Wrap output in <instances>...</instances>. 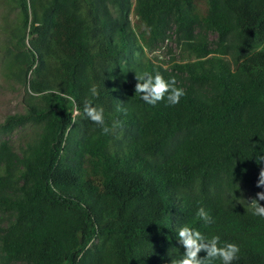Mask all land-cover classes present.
Instances as JSON below:
<instances>
[{
	"label": "trees",
	"instance_id": "16d2710c",
	"mask_svg": "<svg viewBox=\"0 0 264 264\" xmlns=\"http://www.w3.org/2000/svg\"><path fill=\"white\" fill-rule=\"evenodd\" d=\"M6 2L18 15L3 71L28 96L0 131L33 132L18 151L0 140V264H171L185 224L238 244L234 264H264V218L240 199L264 191V0ZM171 32L195 60L150 56ZM143 71L175 77L180 103L143 102ZM63 94L81 107L75 122ZM86 99L107 134L83 116Z\"/></svg>",
	"mask_w": 264,
	"mask_h": 264
},
{
	"label": "clouds",
	"instance_id": "9594fccd",
	"mask_svg": "<svg viewBox=\"0 0 264 264\" xmlns=\"http://www.w3.org/2000/svg\"><path fill=\"white\" fill-rule=\"evenodd\" d=\"M137 84L135 93L140 94V99L148 105L155 106L158 102L164 101L167 106H175L180 103L181 97L185 95L183 88L177 86L175 77L165 78L161 73L154 75L147 72L136 73ZM91 97L100 95L97 85L89 88ZM64 99L72 104L71 117L73 122L81 115V107L75 98L63 94ZM83 116L101 127L103 133L107 134L110 129L105 123V112L103 107L94 105L92 100L86 99L83 102ZM258 161L264 160V155H257ZM258 186H264V170L260 172ZM264 191L258 192L256 198L249 203L252 214L264 218ZM196 216L204 225L214 223L211 214L204 208L199 207ZM176 239L183 248V253L171 261V264H234L239 258L240 246L236 243L222 241L219 235H206L198 228L187 224L178 228ZM205 255L201 256L200 253Z\"/></svg>",
	"mask_w": 264,
	"mask_h": 264
},
{
	"label": "rangeland",
	"instance_id": "374dc122",
	"mask_svg": "<svg viewBox=\"0 0 264 264\" xmlns=\"http://www.w3.org/2000/svg\"><path fill=\"white\" fill-rule=\"evenodd\" d=\"M134 7V0L132 9ZM18 11L16 8H12L7 4L6 0H0V122L8 114L22 113L27 107V86H23L17 83L12 76L5 74L3 66L6 58L2 53V49L9 37L8 27L11 23L16 21ZM132 17V13H131ZM175 31V30H173ZM8 34V35H7ZM171 37L164 42H160L156 45V48L150 53L153 59L163 63L167 67H172L174 63H184L193 61L196 56L184 48L183 42L179 40L178 35L175 32H171ZM209 49H216L217 36L210 32L208 33ZM232 44L230 45L228 54L223 58L228 59L232 66L235 68L234 56L235 51V38L232 37ZM214 55L210 53L207 57ZM33 132V126L27 125L23 128H17L10 133H2L0 131V140L8 139L12 143L15 150H19L24 145L30 134ZM253 197V191L248 187H243L241 191L240 199L244 203L250 202ZM12 264H24V263H12Z\"/></svg>",
	"mask_w": 264,
	"mask_h": 264
},
{
	"label": "water",
	"instance_id": "95a60500",
	"mask_svg": "<svg viewBox=\"0 0 264 264\" xmlns=\"http://www.w3.org/2000/svg\"><path fill=\"white\" fill-rule=\"evenodd\" d=\"M82 235V233L81 232H79V236H81Z\"/></svg>",
	"mask_w": 264,
	"mask_h": 264
}]
</instances>
